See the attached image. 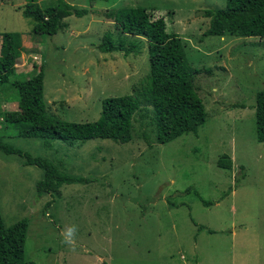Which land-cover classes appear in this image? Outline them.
<instances>
[{"label": "rangeland", "instance_id": "obj_1", "mask_svg": "<svg viewBox=\"0 0 264 264\" xmlns=\"http://www.w3.org/2000/svg\"><path fill=\"white\" fill-rule=\"evenodd\" d=\"M26 1L0 0V33L19 32L12 79H25L42 65L50 115L92 121L103 98L133 94L144 84L146 40L119 33L113 22L124 6L146 8L150 19L162 17L165 30L183 40L189 64L210 72L195 79L205 121L196 133L166 143L155 142L150 107L142 105L122 144L19 136L12 124L16 94L8 84L0 86V139L84 180L61 184L58 194L37 195L42 170L0 152V215L5 226L26 219L24 259L264 264V141L256 140L254 123V95L264 87V37L204 36V10L223 8L225 0H64L85 13L66 16L54 34H34L30 18L21 15ZM36 3L43 8L56 0ZM105 32L135 52H100ZM225 158L230 168L218 167L216 161ZM193 191L212 204L203 206Z\"/></svg>", "mask_w": 264, "mask_h": 264}, {"label": "trees", "instance_id": "obj_2", "mask_svg": "<svg viewBox=\"0 0 264 264\" xmlns=\"http://www.w3.org/2000/svg\"><path fill=\"white\" fill-rule=\"evenodd\" d=\"M55 4L42 8L36 0L24 3L21 15L30 18L34 34H54L65 26L63 20L66 16H79L86 11L73 10L64 0H56ZM204 16L208 18L204 36L264 37V0H225L223 8L204 10ZM113 22L119 33L145 38L148 73L144 84L133 94L103 98L97 118L85 122L63 120L46 112L42 65L25 79H12L13 52L20 45L19 34H0V86L8 84L16 94L17 111L13 113L12 124L19 127V136L59 139L67 144L100 138L122 144L130 139L131 118L141 105L150 107L156 143H166L185 133H196L205 121V110L196 92L195 79L199 73H209L210 69L191 66L185 55L183 40L177 33L165 30L162 17L150 19L148 10L142 6L121 7L116 11ZM97 49L100 52L118 50L124 55L135 52L133 46L114 44L108 32L101 36ZM254 123L255 138L262 142L264 87L254 95ZM0 152L16 155L22 159L23 165L36 166L42 170V178L34 185L37 195L58 194L61 184L84 181L81 177L62 172L51 161L32 156L26 150L1 139ZM216 164L223 169L231 166L229 158L218 159ZM193 192L203 206L212 204L201 199L196 191ZM201 228L197 226L198 230ZM26 229L25 218L5 226L0 215V264H34L23 257ZM206 232L211 233L213 230L206 229Z\"/></svg>", "mask_w": 264, "mask_h": 264}, {"label": "crops", "instance_id": "obj_3", "mask_svg": "<svg viewBox=\"0 0 264 264\" xmlns=\"http://www.w3.org/2000/svg\"><path fill=\"white\" fill-rule=\"evenodd\" d=\"M11 32H14V31H11ZM16 33H18L19 34V32H16ZM1 34V33H0ZM259 38V37H258ZM263 38V37H262ZM1 40V39H0Z\"/></svg>", "mask_w": 264, "mask_h": 264}, {"label": "clouds", "instance_id": "obj_4", "mask_svg": "<svg viewBox=\"0 0 264 264\" xmlns=\"http://www.w3.org/2000/svg\"><path fill=\"white\" fill-rule=\"evenodd\" d=\"M69 235H71L70 232H69Z\"/></svg>", "mask_w": 264, "mask_h": 264}]
</instances>
